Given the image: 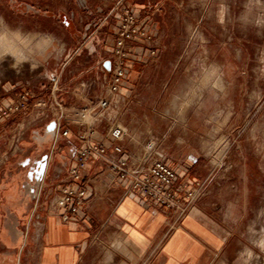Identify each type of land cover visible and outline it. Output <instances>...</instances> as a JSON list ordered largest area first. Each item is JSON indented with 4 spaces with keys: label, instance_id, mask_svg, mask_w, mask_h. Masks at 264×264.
Returning <instances> with one entry per match:
<instances>
[{
    "label": "rangeland",
    "instance_id": "1",
    "mask_svg": "<svg viewBox=\"0 0 264 264\" xmlns=\"http://www.w3.org/2000/svg\"><path fill=\"white\" fill-rule=\"evenodd\" d=\"M119 1L0 0V171H26L52 151H70L66 138L47 132L60 112L5 115L8 98L30 91L31 103H50L58 77L64 107L94 100ZM124 3L149 23L157 50L127 81L132 93L120 114L129 103L131 113L119 119L126 150L163 158L188 190L200 189L185 215L197 205L225 235L215 264H264V0ZM85 81L97 83L90 94L73 93ZM110 249L115 262L127 261L121 248ZM105 251L98 242L80 264H106ZM0 260L13 257L1 247Z\"/></svg>",
    "mask_w": 264,
    "mask_h": 264
},
{
    "label": "crops",
    "instance_id": "2",
    "mask_svg": "<svg viewBox=\"0 0 264 264\" xmlns=\"http://www.w3.org/2000/svg\"><path fill=\"white\" fill-rule=\"evenodd\" d=\"M144 1L159 2L165 9L174 0ZM159 13L160 17L162 11ZM55 78L53 82L59 80ZM127 85L123 92L130 99L132 91ZM77 86L73 87L75 94ZM19 96H10L7 103L17 101ZM33 100L32 94L30 102ZM129 104L119 114L122 121L131 113ZM71 130L67 138L70 151H52L37 159L36 168L26 171H0V249L13 257L12 264H80L98 242L106 249V264H118L110 249L114 247L121 248L128 257L122 264H215L224 252L226 238L199 206L174 222L173 212L145 203L140 195L128 192L126 184L109 185L97 161H91L85 172L94 194L81 215L65 223L50 213L48 204L67 181V171L79 145L76 127ZM178 183L190 185L181 173Z\"/></svg>",
    "mask_w": 264,
    "mask_h": 264
},
{
    "label": "built area",
    "instance_id": "3",
    "mask_svg": "<svg viewBox=\"0 0 264 264\" xmlns=\"http://www.w3.org/2000/svg\"><path fill=\"white\" fill-rule=\"evenodd\" d=\"M112 13L118 16L117 26L114 34L105 41L108 58L101 62L100 67L102 77L99 86L102 91L94 100L81 107H64L57 97L61 90L56 81L51 88L53 98L50 103L43 99L31 103L32 94L25 91L16 102L6 107L4 114L28 115L30 109L36 108L43 118L46 110L58 111L62 115L56 121L57 140L59 137L69 138L71 128L76 127L79 145L68 168L67 181L48 204V211L62 222L78 218L94 194L85 174L91 161L101 164V174H106L109 185L117 182L126 184L128 192L140 195L145 203L183 217L192 202L201 196L200 189L193 187L188 190L189 187L179 184V170L163 158L154 159L150 154L136 157L123 146L127 133L119 121L120 110L127 101L123 90L141 57L154 58L157 50L149 23L141 19L134 8L121 0ZM106 61L110 62V69L105 68ZM96 85L95 81H85L77 88L87 96Z\"/></svg>",
    "mask_w": 264,
    "mask_h": 264
},
{
    "label": "water",
    "instance_id": "4",
    "mask_svg": "<svg viewBox=\"0 0 264 264\" xmlns=\"http://www.w3.org/2000/svg\"><path fill=\"white\" fill-rule=\"evenodd\" d=\"M105 68L110 69V62L106 61L104 63ZM57 128V123L54 121L50 123V125L47 127V132L52 133V135H55V130Z\"/></svg>",
    "mask_w": 264,
    "mask_h": 264
},
{
    "label": "bare ground",
    "instance_id": "5",
    "mask_svg": "<svg viewBox=\"0 0 264 264\" xmlns=\"http://www.w3.org/2000/svg\"><path fill=\"white\" fill-rule=\"evenodd\" d=\"M3 41L5 42V41H9V39L7 38V37H4L3 38ZM14 47V46H13ZM15 50V49H14ZM211 72V71H210ZM216 80V79H215ZM215 83V82H214Z\"/></svg>",
    "mask_w": 264,
    "mask_h": 264
}]
</instances>
